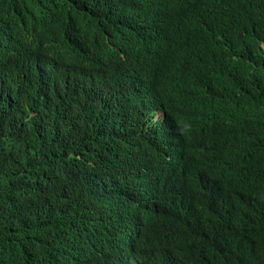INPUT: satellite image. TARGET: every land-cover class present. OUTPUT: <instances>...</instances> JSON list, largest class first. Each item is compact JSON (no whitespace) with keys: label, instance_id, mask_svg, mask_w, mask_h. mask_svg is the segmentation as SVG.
<instances>
[{"label":"clouds","instance_id":"1","mask_svg":"<svg viewBox=\"0 0 264 264\" xmlns=\"http://www.w3.org/2000/svg\"><path fill=\"white\" fill-rule=\"evenodd\" d=\"M50 1L13 0L0 83L32 96L37 151L82 168L48 183L72 198L73 224L94 231L42 264H264V153L244 161L192 126L213 105L216 53L236 58L264 35L262 0H62L56 26L41 21ZM220 110L236 125L246 115ZM255 114L264 125V107ZM24 163L0 155L2 192L28 190Z\"/></svg>","mask_w":264,"mask_h":264},{"label":"trees","instance_id":"2","mask_svg":"<svg viewBox=\"0 0 264 264\" xmlns=\"http://www.w3.org/2000/svg\"><path fill=\"white\" fill-rule=\"evenodd\" d=\"M76 1L81 5L85 0ZM101 1L92 0L91 4ZM61 4L62 0L48 2L41 21L56 26L60 22L56 12ZM12 8L13 0H0V23L12 13ZM261 39L264 40V35L243 41L244 48L237 53L236 58L222 51L216 53V73L208 91L213 105L205 107L203 113L192 120V126L201 132L204 139L232 142L244 161L264 153V125L254 126L255 120H259L255 118V111L264 107V53L259 46ZM235 67L239 69L238 73L234 72ZM244 78L247 80L246 85ZM189 86V83L185 84V91ZM31 102L30 94L0 83V155L5 156V159L25 160L27 163L20 164L17 171L28 169L27 191L19 192L15 187L13 192L7 190L4 193L0 190V264H42L56 252L59 244L66 241L76 243L81 251L83 244L89 241L87 235L94 231L88 225L73 224L70 219L75 218L76 212L69 204L72 198L66 199L64 192L55 191V186L48 183L49 173L60 180H68L82 168L76 169L67 163L66 151L62 155L57 151H37L40 139L34 130L35 117L27 118L26 114L28 106L33 108ZM233 106L246 112L238 120L239 125L229 121L220 110L221 107ZM68 127L69 124L66 134ZM51 143L55 148L61 146L53 137ZM53 155L57 160H53ZM51 166H57L59 171L49 169ZM98 202H107V197L101 196ZM93 211L96 210H91L90 214L98 217ZM37 219L50 220L52 223L43 232L32 227Z\"/></svg>","mask_w":264,"mask_h":264},{"label":"bare ground","instance_id":"3","mask_svg":"<svg viewBox=\"0 0 264 264\" xmlns=\"http://www.w3.org/2000/svg\"><path fill=\"white\" fill-rule=\"evenodd\" d=\"M4 20V19H3ZM98 60H95V62H97ZM3 100V99H2ZM4 101V100H3ZM230 121V120H229ZM12 144V143H11ZM47 174V173H46ZM50 174V173H49ZM41 175V174H40ZM48 176V175H47ZM47 176H46V178H47ZM12 192L14 191L13 189L11 190ZM20 192V191H19ZM11 194H13V193H11ZM17 195H18V193H17ZM14 196V195H13ZM12 196V197H13ZM14 198H15V196H14ZM22 198V197H21ZM21 203V202H20Z\"/></svg>","mask_w":264,"mask_h":264}]
</instances>
